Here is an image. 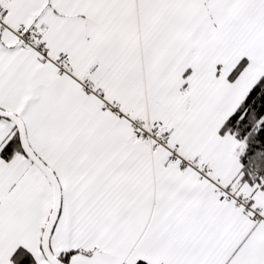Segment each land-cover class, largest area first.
Returning a JSON list of instances; mask_svg holds the SVG:
<instances>
[{"label": "snow or ice", "instance_id": "obj_1", "mask_svg": "<svg viewBox=\"0 0 264 264\" xmlns=\"http://www.w3.org/2000/svg\"><path fill=\"white\" fill-rule=\"evenodd\" d=\"M0 264H264V0H0Z\"/></svg>", "mask_w": 264, "mask_h": 264}]
</instances>
